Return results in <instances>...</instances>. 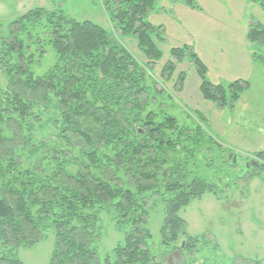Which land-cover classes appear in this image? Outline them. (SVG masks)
<instances>
[{
	"label": "trees",
	"instance_id": "obj_1",
	"mask_svg": "<svg viewBox=\"0 0 264 264\" xmlns=\"http://www.w3.org/2000/svg\"><path fill=\"white\" fill-rule=\"evenodd\" d=\"M166 1L202 10L197 0H103L112 31L62 8H36L12 22L0 43L8 80L0 89V264H24L20 250L49 231L55 235L49 264H170L172 256L173 264H224L220 245L207 234L191 235L181 213L206 194L222 201L233 183L264 182V150L245 158L248 171L240 178L236 152L202 121L180 126L151 108L162 92L156 81L149 83V73L164 58L167 40L164 26L151 24L149 16L166 12ZM252 2L264 10V0ZM42 35L45 40H34ZM124 38L136 42L145 63ZM247 40L253 62L264 68V24H250ZM40 41L56 62L36 76L29 51L36 46L43 56ZM168 55L162 75L171 80L188 58L203 98L220 109L234 110L249 89L244 80L214 85L191 46L170 48ZM184 78V72L177 77L180 90ZM158 208L160 251L148 228ZM103 213L122 234L104 255L98 248Z\"/></svg>",
	"mask_w": 264,
	"mask_h": 264
},
{
	"label": "rangeland",
	"instance_id": "obj_2",
	"mask_svg": "<svg viewBox=\"0 0 264 264\" xmlns=\"http://www.w3.org/2000/svg\"><path fill=\"white\" fill-rule=\"evenodd\" d=\"M102 1L0 0V43L2 39L8 37L11 24L16 18L36 8H62L67 15L77 21H91L112 31L113 27ZM249 1L197 0L202 10L186 7L189 13L178 11L176 18L164 15L151 19L154 15L150 16V23L153 25L163 24L167 37V45L162 48L164 58L149 73V83H152L151 79L156 81L158 84L156 89L162 92L156 101L152 99L151 108L155 111L163 109L175 117L180 126H197L202 121L200 125L211 134L226 132L218 134L219 142L227 146L231 144V147L236 146V151L232 149L236 152V162L233 159V163L237 165L240 178L248 171L245 158L250 155L247 151L264 150V74L263 77L260 76L264 72L260 70L261 68L253 71L252 67L253 65L256 67V64L249 60L246 65H241L249 48L253 50L247 40V32L244 31L243 34V30L249 28L255 21L264 24V10L258 4ZM163 3L167 5L170 1ZM35 37L37 36H34V40H45L43 35ZM122 41L140 62H146L134 40L124 38ZM187 41L192 45L194 42H200L199 58L207 67V78L211 82L219 79V83L226 86L238 80L237 74L245 78L244 81L250 85L247 94L250 106L244 104L235 113L229 108L216 110L214 107L217 109L218 107L214 103L203 98L199 90L201 80L188 58L176 66L177 70L171 80L162 75L163 67L170 59L168 55L170 47H182ZM40 47L45 49L41 57L36 46L29 51V54L35 56V61L30 67L36 76H43L56 62L51 47L41 41L38 48ZM250 53L252 54L251 50ZM182 72L185 73V78L180 90L177 77ZM7 84L8 80L0 67V89L5 88ZM244 119H250V122L240 123ZM231 122L234 127L228 131V124ZM244 125L250 128L242 132L240 130ZM38 137L41 138V133H38ZM225 170L220 174H227ZM228 195H223L222 201H218L213 195L206 194L201 200L193 201L183 210L181 215L188 223V232L191 235L207 234L217 242L221 247L220 262L224 264H233L236 257L264 261V182L260 178H255L247 188L241 182L238 185L233 183ZM162 219L163 212L158 208L152 212L148 224L154 237L156 251H160L158 242L161 239ZM98 225L101 229L98 248L100 254L104 255L121 240L122 234L117 231L111 216L107 213L100 215ZM54 246L55 235L53 231H49L47 237L33 247L22 248L20 258L24 264H49ZM161 251L165 250L162 248ZM173 258L174 256L171 257L170 264L174 263Z\"/></svg>",
	"mask_w": 264,
	"mask_h": 264
},
{
	"label": "crops",
	"instance_id": "obj_3",
	"mask_svg": "<svg viewBox=\"0 0 264 264\" xmlns=\"http://www.w3.org/2000/svg\"><path fill=\"white\" fill-rule=\"evenodd\" d=\"M166 2H168V1H166ZM249 3H252V0H250L249 1ZM255 4V3H254ZM162 5L166 8V12H158V13H153V14H151V15H154V16H152L151 17V19H153V18H155V17H157V16H164V15H172V16H174L173 18H176L177 16H176V14L178 13V11H181V12H185V13H189V11L187 10V8L185 7V6H183V5H174V4H172V3H169V4H167V5H164V3H162ZM202 13H204V12H202ZM150 15V16H151ZM150 16H149V22H150ZM166 18V17H165ZM152 24V23H151ZM162 26H163V24H162ZM248 27H247V29H245V30H243V34H245V32L244 31H246V32H248ZM167 38V37H166ZM196 43L197 42H194V44L192 45L191 44V42H189V41H187L184 45H191L193 48H194V50H195V52L200 56L201 54H200V42H198L197 43V45H196ZM183 45V46H184ZM170 48H173V47H170ZM250 50L251 51H253L252 50V48H249V50H248V54H246V55H244V58H243V62L241 63V65L242 66H244V65H246V63L248 62V60L249 61H252L253 62V60H252V54L250 53ZM250 56H251V60H250ZM253 64H256V67H255V65H253V67H252V70L253 71H255V70H257V68H261L260 70H262V72H264V68L261 66V65H259V64H257V63H254L253 62ZM262 74H264V73H261L260 74V76L261 77H263V75ZM236 78H238V80H244L245 78H243V77H241L240 75H238L237 74V76H236ZM215 82L213 83L214 85H219L220 83V81H219V79H217V80H214ZM217 83V84H216ZM219 83V84H218ZM200 84H201V81H200ZM200 84H199V90H200ZM249 90H250V88L242 95V97H241V99H240V101L238 102V104H237V106L235 107V109L232 111L233 113H235L237 110H239V108L241 107V106H244V104L245 105H247V106H250V100H248L247 98V94H248V92H249ZM246 102V103H245ZM216 110H221V109H217L216 107H214ZM222 110H225V109H222ZM230 110V109H229ZM246 121H248V123L250 122V119H244L243 121H240V123H245ZM237 123V122H236ZM232 127H234V124L231 122L230 124H228V131H230V129L232 128ZM249 128H250V126H243V128H242V130H240V131H242V132H244L246 129H248L249 130ZM223 133H226V132H214L213 134H215L214 136L216 137L218 134L219 135H221V134H223ZM212 134V135H213ZM219 135L216 137V138H218V140H220V137H219ZM227 146V145H226ZM228 148H231V149H234L235 150V147L236 146H233V147H231V144L229 145V146H227ZM236 151V150H235ZM258 151H261V150H258ZM258 151H254V152H250V151H247L248 153H249V155H252L253 153H256V152H258ZM257 182V181H256Z\"/></svg>",
	"mask_w": 264,
	"mask_h": 264
},
{
	"label": "water",
	"instance_id": "obj_4",
	"mask_svg": "<svg viewBox=\"0 0 264 264\" xmlns=\"http://www.w3.org/2000/svg\"><path fill=\"white\" fill-rule=\"evenodd\" d=\"M232 157V155H230V158ZM234 158V162H236V157H233Z\"/></svg>",
	"mask_w": 264,
	"mask_h": 264
}]
</instances>
